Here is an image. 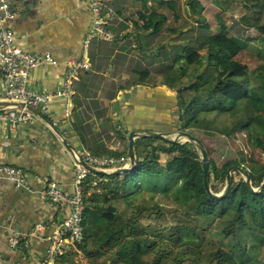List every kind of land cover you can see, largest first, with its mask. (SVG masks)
Segmentation results:
<instances>
[{
	"label": "trees",
	"instance_id": "1",
	"mask_svg": "<svg viewBox=\"0 0 264 264\" xmlns=\"http://www.w3.org/2000/svg\"><path fill=\"white\" fill-rule=\"evenodd\" d=\"M148 1H140L143 25L138 33V65L147 76V66L153 65L150 79L174 90L171 113L174 117L177 110V118L171 129L193 136L190 129L226 137L241 132L248 135L254 150L264 152V0H186L188 17L195 22H180L173 28H163L166 17ZM150 1L172 9L170 1ZM237 1L244 8L232 27L238 36L227 37L224 28L212 34L209 11L218 14ZM249 27L259 33L258 43L251 47L257 60L254 68L220 52L227 41L246 48L241 38ZM163 30L174 35L169 49L164 42L142 48L148 31L155 35ZM225 146L220 140L213 148L222 152ZM134 148L136 164L131 170L85 178L83 239L78 244L82 255L78 258L77 252L67 251L60 256V264H103L108 256L107 264H196V260L262 264L255 256L264 252V186L253 191L242 173L233 170L227 194L213 198L203 185L198 153L190 145L140 137ZM163 153L172 155L164 164L158 158ZM106 155L121 156L117 152ZM245 159L241 153L240 160L223 167L210 160L211 191L223 190L230 166L244 170L251 186L258 188L264 180V162L251 156ZM202 230L208 238H201ZM164 235L166 243H162Z\"/></svg>",
	"mask_w": 264,
	"mask_h": 264
},
{
	"label": "crops",
	"instance_id": "2",
	"mask_svg": "<svg viewBox=\"0 0 264 264\" xmlns=\"http://www.w3.org/2000/svg\"><path fill=\"white\" fill-rule=\"evenodd\" d=\"M97 1L109 15L108 29L113 40L90 42L85 53L90 66L74 82L69 116L61 101L54 99L46 119L33 114L13 128L8 118L0 120V165L21 167L30 190H17L0 174V264H38L48 230L35 231V224L61 216L39 198L38 191L44 180L72 189L70 152H117L125 156L130 130L175 132L171 129L174 90L150 79L153 65L146 68L148 76L138 65L141 0ZM166 1L173 3L172 9L148 1L166 17L163 28L190 20L185 0ZM11 7L16 17L7 25L13 31L15 44L30 52H49L56 60L55 65L35 68L30 83L38 90L54 89L61 81L65 62L83 55L82 40L93 22L87 0H11ZM149 32L144 35L148 38L143 39V49L159 42L169 49L173 43L174 35L168 31L155 35ZM4 96L0 74V100H7ZM13 229L33 232L28 248L9 247L8 236Z\"/></svg>",
	"mask_w": 264,
	"mask_h": 264
},
{
	"label": "built area",
	"instance_id": "3",
	"mask_svg": "<svg viewBox=\"0 0 264 264\" xmlns=\"http://www.w3.org/2000/svg\"><path fill=\"white\" fill-rule=\"evenodd\" d=\"M87 6L93 16V22L90 31L82 40L83 55L70 58L65 62V69L57 87L52 90H38L30 83L32 71L37 67L55 65L56 60L49 52H30L15 44L13 31L7 23L16 17V11L11 7V0H0V74L4 87V99L24 103L38 109L45 116L50 114V103L54 99H59L63 104L65 115L69 116L74 82L79 74L90 66L85 56L90 42L93 39L113 40V33L108 29L109 15L103 11L101 3L97 0H87ZM2 110L6 112H0V120L3 117L8 118L11 121L10 128L33 115L25 107L6 106L0 108V111ZM79 157L90 166L107 171L128 163L126 155L116 157L96 155L87 151L81 154L75 152L72 157L71 190L60 187L53 180L42 181L43 187L38 191L39 198L47 202L52 210L60 212L61 216L47 218L35 224V231L48 230L47 236L44 237L46 245L38 264H60V256L74 250L83 239L82 184L91 173L78 163ZM0 174L13 182L16 187L21 185L26 187L25 172L21 167L1 164ZM32 233L13 229L8 236L9 247L28 248Z\"/></svg>",
	"mask_w": 264,
	"mask_h": 264
},
{
	"label": "rangeland",
	"instance_id": "4",
	"mask_svg": "<svg viewBox=\"0 0 264 264\" xmlns=\"http://www.w3.org/2000/svg\"><path fill=\"white\" fill-rule=\"evenodd\" d=\"M185 4H186V0H185ZM179 12H182L181 9ZM243 12H244V8L242 6V1L232 2L228 6L227 10L220 11L218 14L215 11H212L211 14H209L210 13L209 11L207 20L208 21L210 20L211 22L210 23L211 33L212 34L220 33L221 28H224V31H226L228 34L227 37H233V36L237 37L238 34L232 30V27L236 25L235 23L238 22V19L240 15L243 14ZM263 18H264V15H263ZM180 21L183 23L182 20ZM194 22H195L194 19L190 18V20H187L185 24L191 23L192 25ZM174 26L178 27L179 24L175 23ZM258 37H259V33L253 27H249L248 29L244 31L242 38H241L242 40L247 42L246 48L239 49L235 44H232L231 41H227L226 43L222 45L224 49L221 48L220 52H222L225 56H232L233 58H237L242 63H247L248 65H250L251 68H254L256 66L257 60L253 54L254 51L251 47H254V45L258 43ZM176 111L177 110L173 111L174 118H177ZM172 122L174 123L176 121L173 120ZM177 130H180V129H177ZM173 131H176V130H173ZM190 131H192V133L196 137L200 138V140L202 141V144L204 145V147L206 148L208 152V156L210 160H212L219 167H223L226 163L240 160L241 153L245 156L246 159L249 158V156H251V158L252 157L259 158L262 162H264V152H257L258 149L254 150L248 142V135H246L245 133L239 132L233 137H226L220 134L219 132H215V131H213L210 135L204 134L203 131L200 129H195V130L190 129ZM166 135L168 136V138H175V132H171L170 134H166ZM220 140L224 141L226 145L224 151L222 152L220 151L221 149L219 148L217 149L213 148L215 142L220 141ZM176 142L181 143V144L190 145L191 148H193V150H196V152L198 153V160L201 159L200 151L193 142L187 141L184 137H181V136L176 137ZM156 145L162 146L165 148H168L170 146L169 144L166 145V143L164 142L163 143L156 142ZM170 156L172 155H169V157ZM169 157L163 153V154H160L158 158L160 159V162L164 164L166 159ZM234 172L232 171V173ZM234 175L236 179L239 178L238 175L236 174ZM165 224H170V222L165 223ZM207 233H208L207 231L205 232V230H202L200 233L201 238H204V239L208 238ZM167 241H168L167 236L164 235L162 243H166ZM166 249L167 248L165 247L164 250ZM171 250L172 249H170V251ZM73 251L77 252L78 258L81 257L82 254H81V251L79 250L78 244ZM109 254L112 255L113 254L112 251H110ZM108 257L107 258L105 257L104 260H106V262H104L103 264L108 263V260H109ZM255 257L256 259H258V261H261V263L264 264V252H262V254L261 253L257 254ZM81 260H84L85 262L86 259L81 258ZM196 264H206V261L204 260V261L197 262L196 260Z\"/></svg>",
	"mask_w": 264,
	"mask_h": 264
},
{
	"label": "water",
	"instance_id": "5",
	"mask_svg": "<svg viewBox=\"0 0 264 264\" xmlns=\"http://www.w3.org/2000/svg\"><path fill=\"white\" fill-rule=\"evenodd\" d=\"M6 106H15V107H20V108L25 107L28 110H30L33 114L38 115L41 118L46 119V116L44 114H42L38 109L33 108L31 106H27L24 103H19V102H14V101H9V100H0V108L6 107ZM51 126L54 127L53 125H51ZM178 136L184 137L187 141L193 142L197 146V148L199 149L200 156H201L200 161L202 164L203 185H204L207 193L211 197L223 198L227 194L229 187H230V184L232 182V171L233 170H238L242 173V175L245 177V181H246L247 185L253 191H258L264 186V180H263V182L260 184V186L258 188L254 189L251 186L249 175L244 170H242L240 167H237V166H230L226 171L227 172L226 173V181H225V186H224L223 190L220 193H213L210 189V183H209L210 158L208 156V152H207L206 148L204 147V145L202 144V142L200 141V139H198L197 137L193 136L192 134H190L189 132L184 131V130H176L175 131V138H168V136L164 132H161V131L144 130V131H138L137 132L136 130H130L128 132V135H127V139H128V150H127L128 163L125 166L116 168V169L111 170V171H107L104 169H99V168H95L93 166H90L88 163H86L80 157H79L78 163L82 167L87 169L91 174L112 175V174L122 173V172H125L127 170H131L136 164V157H135V152H134V138L135 137H138V138H140V137H153V138H160V139H164V140H168V141H176V137H178ZM70 153H71V156L73 157L74 152L72 151ZM17 190L23 191L25 193H28L30 191L24 185L18 186Z\"/></svg>",
	"mask_w": 264,
	"mask_h": 264
}]
</instances>
